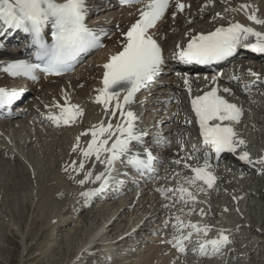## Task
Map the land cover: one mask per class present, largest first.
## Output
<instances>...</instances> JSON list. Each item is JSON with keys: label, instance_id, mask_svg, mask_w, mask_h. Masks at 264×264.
<instances>
[{"label": "snow or ice", "instance_id": "6c2138e0", "mask_svg": "<svg viewBox=\"0 0 264 264\" xmlns=\"http://www.w3.org/2000/svg\"><path fill=\"white\" fill-rule=\"evenodd\" d=\"M120 3L139 4L141 7L137 10L138 18L135 22L121 33L123 36L121 49L110 55L103 65L105 70L103 87L97 89L98 95L95 98L97 103L104 105L107 115L116 117L119 114L120 121L116 124L101 121L98 125H93L91 129L81 134L91 135L86 147L80 148V136H77L72 149L73 152L80 151L84 160L94 157L96 161L105 165V170L95 175L91 170L85 172L84 160L79 164L73 161L65 167L66 172L69 168L72 172H84V178L76 181L80 185L98 182V187L81 193L86 203L103 194L113 183H123L113 175L117 161H122L127 167L142 175L154 171V164L158 158L153 154L154 149L146 142L149 133L140 127V116L130 106L135 103L136 93L154 83L163 71L165 56L160 40L166 39V36H161L158 40L153 30L157 28L170 6L175 7L173 19L178 12L182 13L186 7H190L181 0H120ZM248 7L249 5H242L244 9ZM88 11V0H0V37L10 31H20L30 37V45L35 49L33 53L35 62L31 59L5 61L0 70L12 77H27L33 81L39 80L38 72L59 76L71 70L82 54L105 47L104 40L110 35L105 28L90 26L87 23ZM248 19L264 25V19H259L255 11L248 15ZM117 30H120L119 25ZM188 35L190 38L186 44L176 45L173 56V59L184 64H209L225 60L233 56L239 48H251L253 51L264 53V32H258L239 22L217 27L207 33L194 34L189 31ZM250 38H255V42H250ZM2 47L4 45L0 43V48ZM249 71L259 80L258 73ZM217 79L218 77H213V82L215 83ZM184 83L191 93L187 77ZM248 87L245 85V90H248ZM23 91L0 87V108L10 107L21 98ZM221 91L229 93L231 89H221L217 85L202 95L195 96L191 101L202 137L201 148L208 151L201 157L199 155L201 148L194 147L192 153L173 161L191 170L193 176L185 177L189 184L195 185L199 181L209 188L214 185L216 177L210 171L209 163L213 152L218 158L221 153L230 152L237 154L240 160L248 164L264 163V157L253 160L251 154L243 150L246 142L238 136L234 127L243 115V108L229 102L220 95ZM64 96L65 104L54 105L60 110L59 113H50L47 117L57 126L74 123L83 115L80 105L71 104L66 92ZM185 123L191 124V121L186 120ZM152 143L157 146H170L172 141L162 132H158L152 138ZM134 144L141 146L142 151H136L133 148ZM201 158L202 165L197 163L193 166L188 163V160L199 161ZM167 191H178L181 193V200H184L186 193L193 202L196 201V196L183 185ZM184 202L187 203L186 200ZM164 226L167 228V221ZM173 227L179 235L174 236L168 243L175 241L173 246L181 253H187L189 250L187 243L191 241L193 235L200 237L202 234V238L197 241V247L191 249L201 256L218 255L231 242L223 229L217 237L208 239L210 226H200L192 221L185 222L180 217H176ZM185 229L190 231L185 232Z\"/></svg>", "mask_w": 264, "mask_h": 264}, {"label": "bare ground", "instance_id": "6f19581e", "mask_svg": "<svg viewBox=\"0 0 264 264\" xmlns=\"http://www.w3.org/2000/svg\"><path fill=\"white\" fill-rule=\"evenodd\" d=\"M90 3L91 5L95 4V0H90ZM242 5H249V7L244 9ZM103 9L102 17L110 16L111 19L103 23L102 26L104 28H114V36L111 40H108L106 49L96 53L87 65L80 67L69 78H59L54 83L51 78L42 79L36 85H30L29 83L27 90L31 94L27 96L25 103L21 106V109L28 111L31 107L35 108L36 106L42 109L44 105L48 104L59 103L63 105L65 104L64 93L66 92L70 97V103L78 104L83 109V115L78 123L71 127L59 128V131H50L49 127H47L49 130L45 129L36 122L33 115H26L20 119L0 123V171L4 173L8 170H18V167L14 164L17 162L25 168L24 170L29 175L34 177L39 174L38 183L32 185V194H28L27 198L31 201V204H58V202H61L65 207V212H62L64 213L62 217L60 216L61 219L58 224L60 229L63 226L66 229L72 226L73 229L78 231L79 227L82 224L84 225L85 231L80 234L84 238L81 239L80 237L79 251L76 256L82 254L81 257L85 258L100 245L105 248L100 251L101 255L103 253L111 254L109 262L105 264H224L221 261H205L190 256H181L177 254L176 250L165 244L166 239L163 229L166 217L174 215V212H170L168 209L179 206L177 204L178 200L164 198L157 192L152 194L149 187L145 188L141 185L138 190L130 193L126 192L118 198L108 197L103 200L97 199L94 202L90 200L86 203L85 197L81 193L87 189L98 187V182L80 185L76 181L84 178V172H72L71 168H69V171H65V167L73 161L79 164L81 160H84L80 151L73 152L72 150L76 144L77 136H80V148H85L91 140V135H81L82 133L91 129L93 125H98L101 121H111L113 124L120 121V118L112 119L107 115L103 105L93 102L95 94L98 95L97 89L101 88L102 70L99 62L103 57H107L110 52L121 48V41L123 40L120 36L121 32L135 19L137 11H135V8H124L118 12L107 7H103ZM222 9V16L216 18L218 23H227L233 19L246 20L247 14L254 11L259 19H264V0H227V4L222 6ZM197 11L200 12L201 10L198 8ZM177 20V25H174L175 20L171 19V21H168L171 23H159L155 29V32H158L160 36H164V33H166L167 38L164 43L167 50H171L177 43H184L185 37L188 36L192 28L197 30L208 29L210 27L208 22L211 21L210 17H205L202 20L204 23L200 21L192 26L187 23L185 18H178ZM200 23H203V26ZM117 25H119L120 30H117ZM257 25L264 30V25ZM178 29L180 31L177 33ZM6 55L18 56L0 50V69L3 67V59L6 58ZM263 62L256 67V72L264 77ZM11 81L14 80L7 79L4 72L0 70V86L13 89L10 84ZM250 93L254 95L253 106L259 108H254L250 112V121L243 123L245 131L242 132H244L246 149L251 153L252 159L257 160L264 157V146L259 145V138H264V88ZM39 102L41 103L40 106ZM152 116H154V111H151L149 118ZM156 119H152L153 122H156ZM45 155V162L41 163L38 159L44 158ZM84 163L85 172L91 170L95 175L105 170L104 164L96 161L94 157L84 160ZM256 164L261 166L259 162ZM262 165L264 166V163ZM123 167L122 164L116 163L113 175ZM41 169L49 170L51 173L43 174ZM248 170L251 171L252 169L248 168ZM18 171L21 172V170ZM26 171L24 172L26 173ZM226 173L223 171L219 173L218 185L212 190L190 188L189 191L196 196L195 202L185 193L184 200L187 201L185 203L184 200L180 199L181 193H179L178 198L181 200V204L187 206L181 212H188V215L193 216V218L187 216L191 221L204 217L211 223L224 222L231 232L233 227L237 228L239 225L234 224L230 216L240 214L243 215L242 219H246V221L253 224L239 227V230L244 229L248 232L244 236L246 239L254 240L252 234L257 237H264V229L262 228L264 218L261 221L259 219L262 216L259 219L257 217L258 212L261 215L264 213V211L262 212V206L259 205L260 203L250 204L246 202V197L256 193L260 194L264 200V178L262 176V178L252 177L251 181H245L246 179L240 175ZM72 177H75V179ZM244 182L247 183L244 184ZM187 188L189 189V187ZM19 204L23 203L20 202ZM113 204H118L114 214L110 212L106 217H98L102 213V211L100 212L101 208L104 207L103 210L105 211L107 208H114ZM164 207H166V210ZM201 209L203 212H201ZM252 210L256 213L249 215L248 212ZM194 214L198 216L196 217ZM257 220L262 222V226L254 225ZM73 229L71 228L72 231H75ZM18 231L23 237V243L26 244V233L20 227ZM139 239H142L139 241L141 245L137 243ZM243 245H240V249ZM257 245H259V242H257ZM240 249L239 251H241ZM128 253L130 254L127 255ZM147 256L149 257L147 258ZM120 259L122 262L118 261ZM221 260L225 261L226 258Z\"/></svg>", "mask_w": 264, "mask_h": 264}, {"label": "rangeland", "instance_id": "374dc122", "mask_svg": "<svg viewBox=\"0 0 264 264\" xmlns=\"http://www.w3.org/2000/svg\"><path fill=\"white\" fill-rule=\"evenodd\" d=\"M259 139L260 145H264V138ZM44 159H46V155L44 158H39L38 160L42 163L45 162ZM14 164L21 172L18 170H16L18 173L12 170H8L4 173L0 171V264H81L80 260L83 258L81 257L82 254L77 255L78 257L76 254L79 251L78 243L80 237L81 239L83 237L80 234L85 231L84 225L82 224L78 231L73 229L72 226L67 229L61 226L62 228L60 229V225H58L61 219L60 216L62 217L64 214L62 212H65V207H63L64 205L61 204V202H58V204H31L27 195L32 194V185L38 183L39 174L33 177L24 170L25 168L22 165L20 166L17 162ZM38 165L41 167L39 163ZM41 170L42 172H40L43 174L51 173L46 169ZM24 171H26V173ZM20 174L24 175L20 176ZM252 177L254 178V176ZM252 177L247 179H253ZM262 177L264 178V176ZM245 183L247 182H244V184ZM20 202L23 204H19ZM246 202L250 204L260 203L259 205L262 206L263 209L262 212L264 211V200L260 194L256 193L246 197ZM113 205L115 206L114 208H107L105 211L103 210L104 207L101 208L100 212L102 211V213L99 212L100 215H98V217H106L110 212L114 214L118 204ZM253 211L254 210L248 212V214L256 213V211ZM257 215L258 219L262 216L259 219L262 221L264 213L261 215V213L258 212ZM230 219L232 221L234 220L236 223L241 222V218H239L237 214L230 216ZM99 223H101V221H99ZM245 224L253 225L251 222H243V225ZM254 225L262 226V222L257 220ZM19 227L27 235V245L23 243V237L18 231ZM71 228L75 231H72ZM262 228L264 229V225ZM239 234L244 237L248 232L243 231ZM252 238L255 241L246 239L245 248L243 246L240 249L242 250L244 248L241 253H248V256L237 262H232L231 264H264V237H257L252 234ZM257 242H259V245H257ZM98 243L100 244V242ZM148 257L149 256H147V258ZM78 259L80 260L78 261ZM118 261H121V259Z\"/></svg>", "mask_w": 264, "mask_h": 264}]
</instances>
